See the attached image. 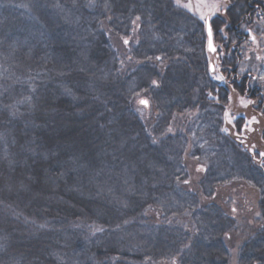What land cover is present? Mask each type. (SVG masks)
Wrapping results in <instances>:
<instances>
[{
    "label": "trees",
    "instance_id": "trees-1",
    "mask_svg": "<svg viewBox=\"0 0 264 264\" xmlns=\"http://www.w3.org/2000/svg\"><path fill=\"white\" fill-rule=\"evenodd\" d=\"M227 1L213 52L182 0H0V264H264V151L228 112L235 89L264 116V0ZM236 182L261 224L238 245Z\"/></svg>",
    "mask_w": 264,
    "mask_h": 264
},
{
    "label": "rangeland",
    "instance_id": "rangeland-1",
    "mask_svg": "<svg viewBox=\"0 0 264 264\" xmlns=\"http://www.w3.org/2000/svg\"><path fill=\"white\" fill-rule=\"evenodd\" d=\"M186 7L191 9L194 13L200 17H205L206 15L216 13L222 7L226 6L227 0H182ZM213 33V31H212ZM255 36V41L249 40L244 44L245 56H250L244 60L242 64V71H252L258 72L259 65L262 64L264 60V32L262 34H256L252 32V36ZM215 44V43H214ZM264 84V81H263ZM144 98H140L138 102ZM143 110L141 111L144 115L150 114L152 107L150 104L147 107L141 105ZM153 108V107H152ZM229 116L232 118L236 116H245L250 122V130H247V142L254 148L264 151V141L262 138V131L264 129V116L262 112L255 107L252 100L246 95L240 94L237 90H232L230 103L228 106ZM231 118V117H230ZM229 130L235 133L234 126L229 125ZM173 127L172 129H174ZM187 165L190 170V181L189 185L193 187L195 182L199 180L202 172L205 170V166L197 163L192 159H187ZM203 166L204 170H200ZM218 201L222 204H229L232 214L239 220L240 227L239 232H235L231 235V240L234 245H238L243 240V234L240 232L253 231L255 227H258V222L256 218L260 215L258 209L259 192L253 187L236 182L233 184L225 185L217 189ZM235 210V211H234ZM259 213V215H257ZM155 217L159 218L160 212L156 211ZM189 221V220H188ZM187 221V222H188ZM188 224V223H186ZM261 224H259L260 226ZM234 254L236 250L233 251ZM233 264H237V261H233Z\"/></svg>",
    "mask_w": 264,
    "mask_h": 264
},
{
    "label": "snow or ice",
    "instance_id": "snow-or-ice-1",
    "mask_svg": "<svg viewBox=\"0 0 264 264\" xmlns=\"http://www.w3.org/2000/svg\"><path fill=\"white\" fill-rule=\"evenodd\" d=\"M178 2H179V0H178ZM88 7H94V6H96L95 5V0H88V5H87ZM107 6V5H106ZM221 7H223V5H221ZM141 19V17L140 16H136V21H139ZM201 19H204L205 20V23H206V25H207V31H208V36H209V43H208V47H209V49L211 50V51H216V49H215V47H213V45H212V40H211V37H212V25L210 24V23H208V19H207V17H201ZM136 21H133V23H135ZM220 31L222 32L223 31V29H220ZM252 39L255 41V36H253L252 37ZM124 43H128V40L126 39L125 41H124ZM157 60H159L160 59V57H157L156 58ZM121 63H123V62H121ZM218 79H223V77H217ZM151 84L153 85V86H155V87H159V82L158 81H156V80H152L151 81ZM30 99V98H29ZM139 103L141 104V105H144V106H148L149 105V101L147 100V99H141L140 101H139ZM6 107H8V108H12L13 106H11V105H9V106H6ZM34 107V106H33ZM12 115L13 116H16L17 115V112L15 111V110H13L12 111ZM169 131H171V129H169ZM224 131H227V129H224ZM154 143H155V141H153ZM32 143H35V141H33ZM28 151H35V149L34 148H28L27 149ZM260 155L261 156H264V153H260ZM200 170H204L203 169V166H201V169ZM177 179H179V178H177ZM184 183H188L189 181H187V180H185V181H183ZM235 211V210H234ZM257 215H259V213H257ZM262 227H264V225H262ZM96 231H103V229L102 228H98V229H96ZM185 247H189V245H185ZM174 264H175V261H174Z\"/></svg>",
    "mask_w": 264,
    "mask_h": 264
},
{
    "label": "water",
    "instance_id": "water-1",
    "mask_svg": "<svg viewBox=\"0 0 264 264\" xmlns=\"http://www.w3.org/2000/svg\"><path fill=\"white\" fill-rule=\"evenodd\" d=\"M208 23H209V19H208ZM211 40H212V45H213V47H215V46H214V41H213V35H212V37H211Z\"/></svg>",
    "mask_w": 264,
    "mask_h": 264
}]
</instances>
